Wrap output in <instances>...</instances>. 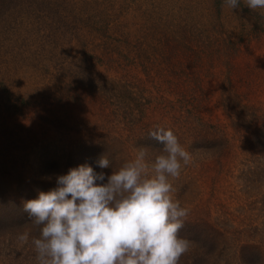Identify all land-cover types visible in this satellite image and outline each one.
Listing matches in <instances>:
<instances>
[{"label": "trees", "instance_id": "1", "mask_svg": "<svg viewBox=\"0 0 264 264\" xmlns=\"http://www.w3.org/2000/svg\"><path fill=\"white\" fill-rule=\"evenodd\" d=\"M168 2H139V20L129 25L120 18L126 10L111 2L98 9L86 5L69 16L68 53L46 71L53 89L35 102L40 109L89 103L96 125L64 146L42 142L34 165L29 162L25 170L0 168V264H37L31 244L16 239L29 230L38 236L24 201L56 187V176L69 168L87 164L103 172L106 182L138 147L158 154L162 145L147 136L156 125L171 128L193 155V163L173 181L174 198L190 210L179 234L192 246L179 264H264V63L252 53V45L264 39V9L251 10L244 0L237 9L225 0H203L198 9ZM0 90L11 108L28 102L1 82ZM214 109L221 110L223 122ZM102 155L112 162L108 168L97 164ZM207 157L217 172L226 159L239 158L241 186L249 191L257 221L200 198L199 181L209 177ZM11 173L14 178L6 182Z\"/></svg>", "mask_w": 264, "mask_h": 264}, {"label": "clouds", "instance_id": "2", "mask_svg": "<svg viewBox=\"0 0 264 264\" xmlns=\"http://www.w3.org/2000/svg\"><path fill=\"white\" fill-rule=\"evenodd\" d=\"M230 9L241 0H225ZM251 10L264 0H244ZM147 136L162 147L140 146L107 176L85 164L56 176V187L23 203L31 230L16 239L31 244L37 264H179L192 242L179 233L190 210L174 198L173 181L193 163L171 128L156 125ZM112 162L102 155L97 164Z\"/></svg>", "mask_w": 264, "mask_h": 264}, {"label": "rangeland", "instance_id": "3", "mask_svg": "<svg viewBox=\"0 0 264 264\" xmlns=\"http://www.w3.org/2000/svg\"><path fill=\"white\" fill-rule=\"evenodd\" d=\"M144 1L146 0H0V82L12 93L28 100L19 109L11 108L3 100L4 94L0 90L2 170L11 172L14 167L25 170L29 162L34 165L36 148L42 142L64 146L96 125L93 122L96 117L89 103L48 104L46 109H40L41 104L35 102L53 89V83L48 79L46 71L54 69L64 54L68 53L66 42L67 32L70 31L69 16L80 12L86 5L98 9L111 2L110 5L126 10L125 14H120V18L131 21L129 25L139 20L135 7ZM150 1L169 6L165 3L167 0ZM180 2L184 7L194 9L203 4V0H170L168 3L176 7ZM224 12L226 18H229L230 11L227 6L224 7ZM247 53H242V59L248 57ZM252 53L262 57L264 63V39L252 45ZM260 72L263 76V89H260V93L264 100V67ZM208 86L215 96V80H209ZM214 111L217 121L223 122L221 110ZM39 113L49 119L39 118ZM89 122L94 125H88ZM230 154L232 153L228 156ZM238 159L230 158L228 162L226 159L221 171L217 172L214 160L205 158L204 164L209 177L199 181V195L202 199L209 198L217 204L222 203L228 210L237 212L247 220L257 221L256 210L248 203L249 191L244 192L241 186ZM12 178L14 175L11 173L4 180L10 182ZM194 193L196 191H191L188 197L191 198Z\"/></svg>", "mask_w": 264, "mask_h": 264}]
</instances>
